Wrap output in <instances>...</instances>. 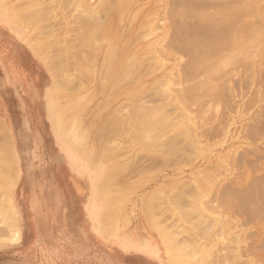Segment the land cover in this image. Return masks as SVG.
<instances>
[{
  "label": "rangeland",
  "instance_id": "rangeland-1",
  "mask_svg": "<svg viewBox=\"0 0 264 264\" xmlns=\"http://www.w3.org/2000/svg\"><path fill=\"white\" fill-rule=\"evenodd\" d=\"M99 1L0 2V201L8 194L21 229L19 242L0 243V264H264L247 214L251 195L264 193L257 0H222L227 19L209 5L217 0H103L86 10ZM183 35L199 59L177 46ZM220 196L250 209L240 200L222 208ZM8 227L0 223L1 237Z\"/></svg>",
  "mask_w": 264,
  "mask_h": 264
},
{
  "label": "bare ground",
  "instance_id": "bare-ground-1",
  "mask_svg": "<svg viewBox=\"0 0 264 264\" xmlns=\"http://www.w3.org/2000/svg\"><path fill=\"white\" fill-rule=\"evenodd\" d=\"M179 1H180V0H179ZM190 1H192V0H190ZM195 1H196V0H195ZM199 1H200V0H199ZM227 1L231 2L230 0H227ZM0 2H1V0H0ZM60 2H61V1H60ZM102 2H103V0H100V1H99V4H98L97 6H94V7H93V5H92V7H90V8L88 7V9H86V10H87L89 13H92V15H93V14H96V13L98 12L99 8H100L99 5L102 4ZM182 2H183V1H182ZM182 2H181V3H182ZM200 2H204V1L201 0ZM208 2H209V1H208ZM232 2H233V1H232ZM238 2H239V1H237V4H238ZM241 2L243 3L244 1H241ZM241 2H240V3H241ZM246 2H247V1H246ZM81 3H83V1H82ZM186 3H187V2H186ZM189 3H190V2H189ZM192 3H193V2H192ZM204 3H206V2H204ZM244 3H245V2H244ZM251 3H252V2H251ZM58 4H59V3H58ZM173 4H174V3H173ZM178 4H180V3H178ZM190 4H191V3H190ZM200 4H201V3H200ZM202 4H203V3H202ZM202 4H201V6H200L199 4H197V5H199L200 7H202V6H203ZM207 4H208V3H207ZM195 5H196V4H195ZM209 5H210L211 7H213V8L215 7L214 10H215V9H216V10H219L220 7L222 6L221 8L224 9V12H225L226 9L230 8V7L226 8L225 5H228V4L225 3V2L222 1V0L211 1ZM248 5H250V4L248 3ZM251 5H252V4H251ZM0 6H1V3H0ZM69 6H70V5H69ZM84 6H86V4H84ZM181 6H182V5H181ZM223 6H224V7H223ZM62 7H63V6H62ZM186 7H187V6H186ZM252 7H253V6H252ZM58 8H59V7H58ZM178 8H179V7H178ZM180 8H181V7H180ZM195 8H196V7H195ZM209 8H210V7H209ZM213 8H212V9H213ZM60 9H61V8H60ZM78 9H79V8H78ZM189 9H190V8H189ZM192 9H193V8H192ZM203 9H204V8H203ZM233 9H234V8H233ZM53 10H54V9H53ZM179 10H180V9H179ZM186 10H187V9H186ZM194 10H195V9H194ZM194 10L191 11V13H193V15H196V14L194 13ZM197 10H198V8L196 9V11H197ZM50 11H51V10H50ZM165 11H166V10H165ZM205 11H206V10H205ZM205 11H204V12H205ZM219 11H221V9H220ZM219 11H218V13H220ZM229 11H230V9L228 10V12H229ZM234 11H235V10H234ZM234 11H233V12H234ZM56 12H57V11H56ZM65 12H66V11H65ZM178 12H179V11H178ZM207 12H208V11H207ZM209 12H210V11H209ZM209 12H208V13H209ZM221 12H222L223 14H222V13H221V15L219 14L220 16H219L218 18H219V19H220V17H222L221 19L226 18V17H225L226 15L224 14V12H223V11H221ZM66 13H67V12H66ZM164 13H165V12H164ZM191 13H190L189 15H191ZM200 13H202V11H201ZM200 13H198V14H200ZM210 13H211V12H210ZM210 13H209V15H210ZM218 13L215 12V15H218ZM250 13H251V12H250ZM80 14H81V12H80ZM160 14H161V13H160ZM198 14H197V16H198ZM213 14H214V13H213ZM226 14H228V15H227V18H228V16H229V15L232 16L233 13H232V14L226 13ZM74 15H75V14H74ZM77 15H78V14H76V16H77ZM178 15H179V14H178ZM189 15H188V17H190ZM203 15H204V13H203ZM215 15H214V16H215ZM223 15H225V16L223 17ZM249 15H251V14H249ZM254 15H255V14H254ZM254 15H253V16H254ZM62 16H63V15H62ZM66 16H67V15H66ZM87 16H88V15H87ZM186 16H187V15H186ZM186 16H185V17H186ZM191 16H192V15H191ZM197 16H196V17H197ZM251 16H252V15H251ZM92 17H93V16H92ZM178 17H179V16H178ZM194 17H195V16H193V18H194ZM204 17H205V16H204ZM207 17H208V16H207ZM232 17H233V16H232ZM235 17L237 18V15L234 16V19H235ZM60 18H61V16H60ZM73 18H74V17H73ZM89 18H90V17H89ZM89 18H88V19H89ZM160 18H161V16H160ZM183 18H184V17H183ZM216 18H217V17H216ZM227 18H226V19H227ZM230 18H231V17H230ZM64 19H65V18H64ZM66 19H67V18H66ZM76 19H77V17H76ZM86 19H87V18H86ZM86 19H85V20H86ZM88 19H87V21H88ZM91 19H94V18H91ZM91 19H89V20H91ZM166 19H167V18H166ZM195 19H196V18H195ZM198 19H199V18H198ZM200 19H201V18H200ZM219 19H218V21H219ZM46 20H47V19H46ZM81 20H82V19H81ZM181 20H182V19H181ZM187 20H188V21H186V22H189V19H187ZM229 20H230V19H229ZM73 21H74V20H73ZM76 21H77V20H76ZM87 21H86V22H87ZM92 21H93V20H92ZM92 21H90L91 24H92ZM94 21H95V20H94ZM94 21H93V23H94ZM100 21H101V20H100ZM182 21H183V20H182ZM200 21H201V20H200ZM209 21H210V20H209ZM211 21H212V20H211ZM211 21H210V22H211ZM216 21H217V20H216ZM223 21H224V20H222V22H223ZM238 21H239V20H238ZM62 22H63V21H62ZM88 22H89V21H88ZM97 22H98V21H97ZM156 22H157V21H156ZM212 22H213V21H212ZM214 22H215V21H214ZM219 22H221V21H219ZM228 22H229V21H228ZM236 22H237V20L235 21V23H236ZM68 23H69V22H68ZM78 23H79V22H78ZM78 23H77V24H78ZM83 23H85V22H83ZM83 23H82V24H83ZM158 23H159V22H158ZM195 23H197V22H195ZM198 23H199V22H198ZM205 23H206V22H205ZM208 23H209V22H208ZM215 23H216V22H215ZM235 23H234V24H235ZM238 23H239V22H238ZM251 23H252V22H251ZM251 23L248 21V22H245L244 24L247 25V27H249V26L251 25ZM71 24H72V23H71ZM75 24H76V23H75ZM85 24H86V23H85ZM89 24H90V23H89ZM91 24H90V27H91L90 29L93 30V29H92V27H93L92 25H93V24H92V25H91ZM94 24H95V23H94ZM96 24H98V23H96ZM96 24H95V25H96ZM173 24H174V23H173ZM199 24H200V23H199ZM210 24H211V23H210ZM217 24L219 25V24H221V23H217ZM222 24H223V23H222ZM234 24H233V25H234ZM236 24H237V23H236ZM236 24H235V26H236ZM182 25H183V24H182ZM204 25H206V24H204ZM211 25H212V24H211ZM213 25H214V24H213ZM218 25L215 24V26H218ZM245 25H242V26L244 27ZM80 26H81V25H80ZM80 26H79V27H80ZM88 26H89V25H88ZM188 26H189V25H188ZM209 26H210V25H209ZM215 26H214V27H215ZM222 26H223V25H222ZM222 26H221V27H222ZM69 27H70V26H69ZM96 27H97V26H96ZM175 27H176V26H175ZM184 27H185V26H184ZM186 27H187V26H186ZM186 27H185V28H186ZM221 27L219 26V29H220ZM233 27H234V26H233ZM247 27H246V28H247ZM65 28H66V27H65ZM199 28H201V27H199ZM215 28H216V27H215ZM244 28H245V27H244ZM75 29H76V28H75ZM155 29H156V28H155ZM181 29H182V28H181ZM187 29L190 30L189 27H187ZM193 29H194V27H193ZM219 29H218V30H219ZM232 29H233V28H232ZM236 29H237V28H236ZM248 29H250V28H248ZM67 30L69 31V29H67ZM70 30H71V29H70ZM73 30H74V29H73ZM73 30H72V31H73ZM81 30H84V31H81V32H84V33H85V29H81ZM91 30H90V32L92 33ZM210 30H211V29H210ZM210 30H209V31H210ZM218 30H217V31H218ZM221 30H222V28H221ZM221 30H220V34H221ZM245 30H246V29H245ZM245 30L243 29L242 31H245ZM48 31H49V30H48ZM77 31H79V29H78ZM97 31H98V30H97ZM152 31H153V30H152ZM152 31H151V32H152ZM178 31H179V30H178ZM192 31H193V30L191 29V32H189V34L194 33V31H193V32H192ZM214 31H215V30H214ZM233 31H234V30H233ZM87 32L89 33V31H87ZM179 32H180V31H179ZM187 32H188V30H187ZM78 33H79V32H78ZM91 33H89L88 36H91V35H92ZM185 33H186V31H185ZM195 33H196V32H195ZM216 33H217V32H216ZM218 33H219V31H218ZM222 33H223V32H222ZM65 34H66V33H65ZM74 34L77 35L76 33H74ZM164 34H165V33H164ZM167 34H168V33H167ZM211 34H212V33H211ZM220 34H219V36H220ZM224 34H225V33H224ZM75 35H74V37H76ZM80 35H81V34H79V37H84V36H82V35H84L83 33H82L81 36H80ZM175 35H176V33H175ZM192 35H193V34H192ZM221 35H222V34H221ZM147 36H148V35H147ZM178 36H179V35H178ZM194 36H195V35H194ZM222 36H223V35H222ZM77 37H78V36H77ZM86 37H87V36H86ZM144 37H145V36H144ZM183 37H184V35L180 37V42H178V41H176V40H174V42H175V41L177 42V46H181V48L179 47V48L181 49V51L184 49V51L186 50V52H187V49H188V52H189L190 49H191V50H192V54H195V56H197L198 53L196 52V48L192 49L194 46H193L192 48L190 47V46H192V45H194V44L189 45V44L191 43L190 39L188 40V39L183 38ZM187 37H188V35H187ZM196 37H197V36H196ZM66 38H67V37H66ZM163 38H164V37H162V39H163ZM177 38H179V37H177ZM182 38H183V40H182ZM202 38H203V37H202ZM63 39L65 40V37H64ZM73 39H74V38H73ZM79 39H80V38H79ZM82 39H83V38H82ZM88 39H90V41H92V40H91V39H92V36H91L90 38L88 37ZM164 39H165V38H164ZM164 39H163V40H164ZM172 39H174V38H172ZM175 39H176V38H175ZM185 39H186V40H185ZM204 39H205V38H203L202 40H204ZM177 40H178V39H177ZM187 40H188V44H187V42H186ZM62 41H63V40H62ZM74 41H75V40H74ZM82 41H83V40H82ZM93 41H94V40H93ZM166 41H167V40L165 39V42H166ZM171 41H172V40H171ZM171 41H170V42H171ZM192 41H193V40H192ZM195 41H196V40H195ZM213 41H214V40H213ZM63 42H65V41H63ZM69 42H70V41H69ZM80 42H81V41H79V43H80ZM87 42H88V41H87ZM87 42H86V44H87ZM107 42H108V41H107ZM109 42H110V41H109ZM170 42H169V43H170ZM189 42H190V43H189ZM196 42H197V41H196ZM204 42H205V40H204ZM74 43H75V42H74ZM76 43H77V42H76ZM166 43H167V42H166ZM192 43H195V42H192ZM210 43H211V42H210ZM161 44H162V43H161ZM174 44H175V43H174ZM185 44H186V45H185ZM214 44H215V43H214ZM226 44H227V43H226ZM229 44H230V43H229ZM235 44H236V42H235ZM36 45H37V43H36ZM38 45H39V44H38ZM69 45H70V44H69ZM75 45H76V44H75ZM107 45H108V44H107ZM159 45H160V44H159ZM164 45H165V43H164ZM168 45H169V44H168ZM168 45H167V46H168ZM175 45H176V44H175ZM188 45H189V46H188ZM195 45H196V44H195ZM205 45H206V44H205ZM250 45H251V43H250ZM63 46H64V45H63ZM110 46H111V45H110ZM165 46H166V45H165ZM167 46H166V47H167ZM171 46H172V45H171ZM199 46H200V45H199ZM213 46H214V45H213ZM70 47H71V46H70ZM73 47H75V46H73ZM113 47H114V46H113ZM156 47H157V46H156ZM159 47H160V46H159ZM183 47H184V48H183ZM195 47H196V46H195ZM234 47H235V46H234ZM250 47H251V46H250ZM37 48H38V46H37ZM64 48H65V47H64ZM71 48H72V47H71ZM162 48L164 49V46L161 47V49H162ZM172 48L175 49L176 46L173 45ZM172 48H171V49H172ZM179 48L177 47L176 50H177V49L179 50ZM185 48H186V49H185ZM206 48H207V47H206ZM206 48H205V49H206ZM251 48H252V47H251ZM251 48H250V49H251ZM87 49H89V48H87ZM95 49H96V48H95ZM208 49H209V48H208ZM213 49H214V48H213ZM63 50H64V49H63ZM113 50H114V48H113ZM157 50H158V49H157ZM178 50H177V51H178ZM202 50H203V52H204V49H202ZM202 50H201V51H202ZM74 51H75V50H74ZM89 51H90V50H89ZM159 51H160V50H159ZM173 51H175V50H173ZM179 51H180V50H179ZM193 51H194V53H193ZM197 51H199V50H197ZM213 51H214V50H213ZM213 51H212V52H213ZM251 51H252V50H251ZM79 52H80V51H79ZM86 52H87V51H86ZM86 52H84V53H86ZM92 52H93V51H92ZM188 52H187V53H188ZM195 52H196V53H195ZM216 52H217V51H216ZM39 53H40V52H39ZM73 53H74V52H73ZM80 53H81V52H80ZM106 53H107V52H106ZM174 53H175V52H174ZM177 53H178V52H177ZM180 53H181V52H180ZM182 53H183V52H182ZM250 53L252 54V52H250ZM74 54H75V53H74ZM82 54H83V53H82ZM175 54H176V53H175ZM199 54H203V53H199ZM72 55H73V54H72ZM80 55H81V54H80ZM80 55H79V56H80ZM86 55H87V54H86ZM162 55H163V54H162ZM213 55H214V54H213ZM218 55H219V54H218ZM220 55H222V54H220ZM83 56H84V55H83ZM198 56H199V55H198ZM198 56H197V57H198ZM251 56H252V55H251ZM80 57H81V56H80ZM174 57H175V56H174ZM208 57H209V56H208ZM247 57H248V55H247ZM252 57H253V56H252ZM76 58H77V57H76ZM172 58H173V57H172ZM175 58H176V57H175ZM175 58H174V59H175ZM199 58H200V57H198V59H199ZM220 58H221V57H220ZM80 59H81V58H80ZM196 59H197V58H196ZM72 61H73V60H72ZM189 61H190V60H189ZM189 61H188V62H189ZM84 62H85V61H84ZM126 62H127V61H126ZM195 62H196V61H195ZM195 62H194V63H191V64L194 65ZM81 63H82V62H81ZM85 63H86V62H85ZM161 63H162V62H160V64H161ZM199 63H200V62H199ZM217 63H218V62H217ZM83 64H84V63H83ZM189 64H190V63H189ZM197 64H198V63H197ZM214 64H216V63H214ZM87 65H88V63H87ZM158 65H159V64H158ZM179 65H180V64H179ZM202 65H203V64H202ZM205 65H206V64H205ZM106 66H107V65H106ZM191 66H192V65H191ZM191 66H190V67H191ZM207 66H208V65H207ZM214 66H215V65H214ZM89 67H90V66H89ZM89 67L87 66V69H88ZM188 67H189V66H188ZM198 67H199V66H198ZM104 68H105V67H104ZM185 68H186V67H185ZM202 68H203V67H202ZM75 69H76V68H75ZM77 69H78V68H77ZM206 69H207V68H206ZM91 70H92V69H91ZM119 70H120V69H119ZM176 70H177V69H176ZM220 70H221V69H220ZM88 72H89V71H88ZM91 72H92V71H91ZM190 72H191V71H189V73H190ZM212 72H214V71H212ZM215 72H216V71H215ZM104 73H105V71H104ZM104 73H103V74H104ZM115 73H116V71H115ZM193 73H194V72H193ZM195 73H196V72H195ZM222 73H223V72H222ZM88 74L90 75V73H88ZM127 74H128V73H127ZM177 74H178V73H177ZM215 74H216V73H214V75H215ZM84 75H85V74H84ZM86 75H87V74H86ZM91 75H92V74H91ZM125 75H126V74H125ZM190 75H191V73H190ZM190 75H189V76H190ZM185 76H186V75H185ZM219 76H220V75H219ZM186 77H187V76H186ZM208 77H209V76H208ZM210 77H211V76H210ZM101 78H102V76H101ZM127 78H128V77H127ZM216 78H217V77H216ZM186 79H187V78H186ZM220 79H221V78H220ZM222 79H223V78H222ZM184 80H185V79H184ZM197 80H198V79H197ZM205 80H206V79H205ZM185 81H187V80H185ZM201 81H202V80H201ZM207 81H208V80H207ZM209 81H210V80H209ZM214 81H215V80H214ZM180 82H181V81H180ZM180 82H179V83H180ZM182 82H184V81H182ZM193 82H194V81H193ZM195 82H196V81H195ZM165 83H166V82H165ZM184 83H186V82H184ZM206 83H208V82H206ZM211 83H212V82H211ZM226 83H227V82H226ZM226 83H225V84H226ZM187 84H188V83H187ZM189 84H190V83H189ZM192 84H193V83H192ZM216 84H217V83H216ZM222 84H223V83H222ZM222 84H221V85H222ZM195 85H196V84H195ZM218 85H220V84H218ZM185 86H186V85H185ZM196 86H197V85H196ZM222 86H223V85H222ZM227 86H228V85H227ZM177 87H178V86H177ZM187 87H188V86H187ZM199 87H200V86H199ZM223 87H224V86H223ZM223 87H221V88H223ZM184 88H185V87H183V89H184ZM185 89H186V88H185ZM185 89H184V90H185ZM192 89H193V88H192ZM192 89H191V91H193ZM208 89H209V88H208ZM202 90H203V89H202ZM182 91H183V90H182ZM187 91H188V90H187ZM189 91H190V90H189ZM203 91H206V90H203ZM203 91H202V92H203ZM200 92H201V91H200ZM214 92H215V91H214ZM220 92H221V91H220ZM203 93H204V92H203ZM208 93H209V92H208ZM184 94H185V93H184ZM184 94H183V95H184ZM187 94H189V93H186L185 96H186ZM191 94H192V93H191ZM193 94H194V92H193ZM193 94H192V95H193ZM195 94H196V93H195ZM206 94H207V93H206ZM192 95H191V96H192ZM204 95H205V93H204ZM204 95H203V96H204ZM211 95H212V94H211ZM188 96H189V95H188ZM196 96H197V95H196ZM196 96H195V97H196ZM209 96H210V95H209ZM179 97H180V96H179ZM189 97H190V96H189ZM197 97H198V96H197ZM205 97H206V96H205ZM210 97H211V96H210ZM215 97H216V96H215ZM172 98H173V97H172ZM190 98H191V97H190ZM212 99H213V98H212ZM195 100H196V99H195ZM128 103H129V102H128ZM175 103H176V102H175ZM199 103H200V102H199ZM195 104H196V103H195ZM195 104H192V105H194V107H195ZM131 106H132V105H131ZM134 106H135V105H134ZM128 107H130V106L128 105ZM201 107H202V106H201ZM195 108H196V107H195ZM154 109H155V108H154ZM198 109H199V108H198ZM128 110H129V108H128ZM55 111H56V110H55ZM131 112H132V111H131ZM133 112H134V111H133ZM135 112H136V111H135ZM135 112L133 113V116H135V115H134V114H136ZM137 112H139V111H137ZM141 112H143V111H141ZM56 113H57V111H56ZM124 113H125V112H124ZM131 114H132V113H131ZM141 114H142V113H141ZM141 114H137V115H141ZM143 114H144V115L146 114V115H145V117H146V116H148L150 113H149L148 115H147V112H146V113H143ZM199 116H200V115H199ZM135 117H136V116H135ZM140 117H142V116H140ZM199 118H202V117H199ZM141 119H142V118H141ZM137 120H138V119H137ZM144 120H145V119H144ZM145 121H146V120H145ZM146 122H147V121H146ZM146 122H145V123H146ZM207 122H208V121H207ZM136 123H137V122H136ZM141 123H143V122H141ZM147 123H149V122H147ZM138 124L140 125V123H138ZM205 124H206V123H205ZM144 125H145V124H144ZM144 125L142 124L141 127H143ZM147 125H148V124H147ZM147 125H145V127H147ZM54 126H55V125H54ZM135 126H136V125H135ZM128 127H129V126H128ZM126 128H127V127H126ZM143 128H144V127H143ZM148 128H149V127H148ZM201 128H202V127H201ZM127 129H128V128H127ZM129 129H130V127H129ZM139 129H140V128H139ZM146 129H147V128H146ZM146 129H145V130H146ZM158 129H159V128H158ZM149 131H150V130H149ZM149 131H148V132H149ZM137 133H138V132H137ZM149 133H150V132H149ZM66 134H67V133H66ZM200 134H201V133H200ZM202 134H203V133H202ZM124 135H125V134H124ZM146 135L148 136V134H146ZM125 136H126V135H125ZM131 138H133V137H131ZM199 138H200V137H199ZM136 139H137V138H136ZM128 140H129V139H128ZM140 140H141V139H140ZM196 140H197V139H196ZM151 142H152V141H151ZM64 143H65V142H64ZM112 143H113V142H112ZM146 144H147V143H146ZM118 145H119V143H118ZM149 145H150V144H149ZM123 146H124V145H123ZM158 146H159V145H158ZM158 146H157V147H158ZM157 147H156V148H157ZM156 148H154V149H156ZM139 149H140V148H139ZM158 149H159V147H158ZM170 150H171V149H170ZM174 151H175V150H174ZM258 154H259V153H258ZM256 155H257V154H256ZM181 158H182V157H181ZM245 158H246V157H245ZM7 161H8V160H7ZM77 166H78V165H77ZM77 166H76V167H77ZM232 172H233V171H232ZM200 174H201V173H200ZM190 183H191V182H190ZM258 183H260V182H258ZM243 184H244V183H243ZM175 185H177V183H176ZM216 185H217V184H216ZM219 185H221V184H219ZM250 188H251V187H250ZM252 188H253V187H252ZM259 188H260V187L258 186V187L256 188V190H258ZM220 189H221V188H220ZM246 189H247V188H246ZM254 189H255V188H254ZM1 190H2V189H1ZM222 190H223V189H222ZM236 190H237V189H236ZM236 190H235V196L238 194V193L236 194V192H237ZM259 190H260V189H259ZM259 190H258V192H259V194H258L259 197H258V198L255 197V198L253 199L254 196L251 195V196H252V199H253V200H252L251 198L249 199V204H250V201H252V204H251V205L246 204L245 202H243V201H245V200H243L244 198H243L242 200H240V199H236V198H235L237 202H236V201H234V202H236L237 204H239V203H238V200H240L241 202H243V203H242L243 206H244V205H246V206H248V205L251 206V207H250L251 209H250L249 206H248V208L250 209V211H249V209L246 208L245 206H244L243 209H245V208L248 209L247 211H249V213L247 212V214H248V215L250 214L253 218H255V219H253V221L255 220V224L258 225V238H257L256 241H255V243H256V245H257L256 248H258L259 250H262V249H264V244L261 243V239H262L261 237L264 236V193H263V192H264V188L261 189V190H263V192H262L263 194H260L261 191H259ZM175 191H176V190H175ZM214 191H216V190H214ZM226 191H228V188L226 189ZM229 191H230V190H229ZM238 191H239V189H238ZM249 191H250V190H249ZM2 192H3V191H2ZM94 192H95V191H94ZM216 192H217V191H216ZM220 192H221V191H220ZM224 192H225V191H224ZM224 192L222 191L221 194L223 195ZM254 192H255V191H254ZM258 192L256 191L255 193L257 194ZM164 193H165V192H164ZM164 193H163V195H165ZM166 193H167V192H166ZM232 193H234V190H232ZM239 193H240V192H239ZM168 194H169V192H168ZM219 194H220V193H218V194L216 193V196H215L214 199H216V197L219 196ZM224 195H227V194H224ZM230 195H232V194H230ZM213 196H214V195H213ZM237 196H238V195H237ZM237 196H236V197H237ZM242 196H244V195H242ZM166 197H167V196H166ZM226 197H227V199H228V196H223V198H225V200H224V199L220 196V198H222L224 201L222 200L223 203H222L221 201H218V202H220L221 204H225V203H226L225 201H227V200H226ZM210 198H211V197H210ZM230 198H231V196L229 197V199H230ZM233 198H234V197H233ZM237 198H238V197H237ZM239 198H240V197H239ZM196 199H197V198H196ZM217 199H218V198H217ZM217 199H216V200H217ZM245 199H246V197H245ZM247 199H248V198H247ZM94 200H96V199H94ZM167 200H168V199H167ZM220 200H221V199H220ZM209 201H210V200H209ZM228 201H230V200H228ZM228 201H227V203H228ZM171 202H172V201H171ZM231 202H233V201H230L229 203L231 204ZM234 202H233L232 205H234ZM247 202H248V201H247ZM164 203H165V202H164ZM197 203L199 204V202H197ZM207 203H208V202H207ZM227 203H226V204H227ZM229 203H228L227 205H226V204L223 205L222 208H224V206H225L226 208H227V206H230ZM236 203H235V205H236L237 210H241V208H239V207H241V206L238 205L239 207H237V204H236ZM166 204H167V203H166ZM168 205H169V204H168ZM208 205H209V204H208ZM218 205H219V207H220V204H219V203H218ZM94 206H95V205H94ZM203 206H204V205H203ZM206 206H207V205H206ZM206 206H205V207H206ZM215 206H216V205H215ZM252 206H253V207H252ZM196 207H197V204H196ZM216 207H217V206H216ZM232 207H235V206H232ZM228 208H229V207H228ZM16 209H17V208H16ZM91 209H92V208H91ZM205 209H206V208H205ZM210 209H212V208H210ZM214 209H216V208H214ZM246 209H245V210H246ZM97 210H98V209H97ZM208 210H209V208H208ZM219 210H220V209H219ZM225 210H226V209H225ZM232 210H233V209H232ZM235 210H236V209H235ZM237 210H236V211H237ZM212 211H213V210H212ZM233 211H234V210H233ZM236 211H234V212H236ZM241 211H242V210H241ZM94 212H95V211H94ZM243 212H244V210H243ZM91 213H93V212H91ZM176 213H177V212H176ZM208 213H209V212H208ZM245 213H246V212H245ZM211 214H212V213H211ZM211 214H210V215H211ZM239 214H240V213H239ZM14 215H15V207H14V204H13L12 200L9 198L8 194H6V197H5L4 199H2V201H0V223H3V224H4V223H5V224L8 223V226H9V227H8V228H9L8 230H9L10 233H8V236H7V235H6V236H3V237L0 236V243H3V242H10V243H11V242H19V241L21 240V231H20L21 229H19L20 227L18 228L17 225L15 224ZM91 215H92V214H91ZM245 215H246V214H245ZM250 215H249V216H250ZM15 216H16V215H15ZM211 216H212V215H211ZM243 216H244V214H243ZM246 216H247V215H246ZM249 216H248V217H249ZM178 217H179V216H178ZM221 217H222V216H221ZM221 217H220V218H221ZM235 217H236V216H235ZM16 218H17V217H16ZM215 218H217V217H215ZM220 218H217V219H216V221H217L218 223H221V225H224V226H227V225L229 224L227 221H224V219L222 220V219H220ZM249 218H250V217H249ZM249 218H248V219H249ZM179 219H180V218H179ZM210 220H211V219H210ZM249 220H252V219H249ZM178 221H179V220H178ZM216 221H215V222H216ZM247 221H248V220H247ZM186 223H187V222H186ZM190 223H191V222H190ZM250 223H251V222H250ZM18 224H19V223H18ZM156 224H157V223H156ZM196 224H197V223H196ZM243 224H245V223H243ZM246 224H247V223H246ZM248 224H249V223H248ZM179 225H180V224H179ZM191 225H192V224H191ZM193 225H194V224H193ZM160 226H161V225H160ZM217 226H218V225H217ZM185 227H186V226H185ZM213 227H214V226H213ZM182 228H183V227H182ZM187 228H188V227H187ZM253 228H254V227H253ZM200 229H201V228H200ZM161 230H162V228H161ZM163 230H164V229H163ZM192 231H193V230H192ZM209 232H210V231H209ZM165 233H166V232L163 233V237H164L165 240H166V239H167V236H166L167 234L165 235ZM190 233H191V232H190ZM196 233H197V232H196ZM211 233H212V232H211ZM249 233H250V232H249ZM9 234H10V235H9ZM192 234H193V233H192ZM192 234H191V235H192ZM194 234H195V233H194ZM198 234H199V233H198ZM254 234H255V232H254ZM254 234H253V235H254ZM213 235H214V234H213ZM217 236H218V235H217ZM169 237L171 238V236H169ZM190 237H192V236H190ZM193 237H194V236H193ZM212 237H213V236H212ZM243 237H244V236H243ZM196 238H197V237H196ZM202 238H203V237H202ZM222 238H223V237H222ZM181 239H182V238H181ZM191 239H192V238H191ZM209 239H210V238H209ZM212 239H213V238H212ZM243 239H244V238H243ZM169 240H170V239H169ZM172 240H173V239H171L170 241H168V239H167L166 241L170 243ZM204 240H205V239H204ZM263 240H264V239H263ZM188 241H189V240H188ZM195 241H196V240H195ZM199 241H200V240H199ZM206 241H207V240H205L204 242H206ZM167 242H166V243H167ZM186 242H187V241H185V243H186ZM169 243H167V244H169ZM183 243H184V242H183ZM200 243H201V242H200ZM235 244L237 245V243H235ZM244 244H245V243H244ZM227 245H228V244H227ZM197 247H198V246H197ZM219 247H220V246H219ZM224 247H225V246H224ZM224 247H223V248H224ZM216 248H217V247H216ZM223 248H222V249H223ZM233 248H234V247H233ZM247 248H248V247H247ZM249 248H251V247H249ZM196 249H197V248H196ZM234 249L236 250L237 248H234ZM234 249H233V250H234ZM243 249H244V248H243ZM248 250H249V249H248ZM254 250H255V249H254ZM252 251H253V250H252ZM195 252H196V251H195ZM235 253H236V252H235ZM246 253H247V252H246ZM248 253H249V252H248ZM191 254H192V253H191ZM193 254H194V252H193ZM255 254H256V253H255ZM193 256H194V255H193ZM214 256H215V255H214ZM222 256H223V255H222ZM176 257H177V256H176ZM223 257H224V256H223ZM224 259H226V258H224ZM222 260H223V259H222ZM213 261H214V260H213ZM202 262H203V261H202ZM221 262H222V261H221ZM216 263H217V262H216ZM216 263H215V264H216ZM225 263H226V262H225ZM229 263H230V262H229ZM229 263H228V264H229ZM223 264H224V263H223ZM250 264H251V263H250Z\"/></svg>",
  "mask_w": 264,
  "mask_h": 264
},
{
  "label": "crops",
  "instance_id": "crops-1",
  "mask_svg": "<svg viewBox=\"0 0 264 264\" xmlns=\"http://www.w3.org/2000/svg\"><path fill=\"white\" fill-rule=\"evenodd\" d=\"M257 22L261 25L264 26V0H257ZM264 70V66H263ZM264 72V71H263Z\"/></svg>",
  "mask_w": 264,
  "mask_h": 264
}]
</instances>
